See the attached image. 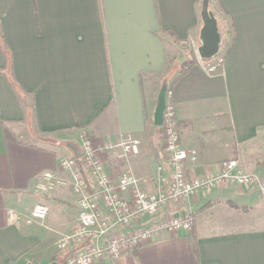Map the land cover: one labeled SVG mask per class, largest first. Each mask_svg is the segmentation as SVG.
Instances as JSON below:
<instances>
[{"label": "crops", "instance_id": "0c3cea01", "mask_svg": "<svg viewBox=\"0 0 264 264\" xmlns=\"http://www.w3.org/2000/svg\"><path fill=\"white\" fill-rule=\"evenodd\" d=\"M216 2L236 34L222 66L211 75L196 64L172 88L181 145L197 152L186 173L215 175L237 160L264 175L262 159L252 171L240 163L264 131V0ZM198 4L0 0V264H64L67 254L56 244L78 223L74 195L70 188L43 195L34 186L45 172L70 179L60 161L80 157L83 134L113 182L129 168L153 192L169 177L153 107L159 87L176 77L165 82L170 56L185 51L183 63L190 42L199 45ZM127 137L139 142L127 160L119 149H102ZM73 138L78 147L54 142ZM36 204L49 209L42 223L8 221V210L27 214ZM189 212L190 232H163L92 264H264V203L255 188L194 194L156 216Z\"/></svg>", "mask_w": 264, "mask_h": 264}, {"label": "built area", "instance_id": "2783aa9c", "mask_svg": "<svg viewBox=\"0 0 264 264\" xmlns=\"http://www.w3.org/2000/svg\"><path fill=\"white\" fill-rule=\"evenodd\" d=\"M190 45L197 54L198 46L193 41ZM223 61V56L217 55L200 66L212 75ZM162 119L163 152L170 163V175L163 178L155 191H145L129 168L113 182L86 134L81 136L79 161L69 158L60 162L69 180L45 172L35 183L34 190L43 195L58 188H70L74 195L78 223L56 244L58 250L67 254L64 264H92L106 257L115 259L128 250L154 241L163 232H190L194 220L190 212L162 217L156 214L168 203H181L194 194L209 195L214 189L237 185L255 188L264 202V175L246 172L237 160L222 163L220 172L215 175L188 178L186 162L195 161L197 152L181 145L172 91L166 92ZM102 149H119L121 158L127 160L130 155L138 154L139 142L130 137L121 138L117 143L105 142ZM48 213L46 205L36 204L27 214L10 209L7 218L12 224L32 225L42 223Z\"/></svg>", "mask_w": 264, "mask_h": 264}, {"label": "water", "instance_id": "95a60500", "mask_svg": "<svg viewBox=\"0 0 264 264\" xmlns=\"http://www.w3.org/2000/svg\"><path fill=\"white\" fill-rule=\"evenodd\" d=\"M210 0H201L200 20L201 27L199 29V45L197 47V54L201 60H210L219 52L221 42L220 33L213 13L209 9ZM167 85L163 84L156 98V106L152 115V123L155 127L162 126L163 111L166 103ZM27 264H33L31 262ZM50 264H58L52 262Z\"/></svg>", "mask_w": 264, "mask_h": 264}, {"label": "rangeland", "instance_id": "374dc122", "mask_svg": "<svg viewBox=\"0 0 264 264\" xmlns=\"http://www.w3.org/2000/svg\"><path fill=\"white\" fill-rule=\"evenodd\" d=\"M195 44H197V43H195ZM182 52H185V51H182ZM182 52L177 51L176 53L173 54V55H175L174 57L170 56V60L168 61V65H167L168 66L167 71H169V72H168V74L166 76V81L165 82L170 83L173 80V78L175 76H177V74L179 73L180 64H182L180 61L183 58V53ZM192 52H194V49L192 50ZM180 53H181V55H180ZM193 54L196 57L197 64L204 63L203 61H207V60H201L198 57V54H195V52ZM184 56H185L184 59L188 58V54L187 53ZM210 60L211 61L214 60V57L212 59H210ZM160 87H159V89L157 91V94H158V92L160 90ZM157 94H156V98H157ZM155 106H156V101L154 103L153 111H154ZM77 139L78 138H73V139H70V141H66V140L65 141H63V140H59L58 141L57 140V141H54V142L56 144H58L60 147H64V148H66V145L69 142L74 143V145H76L78 147L80 141H78ZM79 140H80V138H79ZM55 143H53V145ZM258 159H262V161H264V131L261 132V134L259 135V138L257 139V141H255L253 144H251L249 147H247L245 149V151L242 153V160L240 161V163L247 170L252 171L253 170V166H254L255 162ZM258 202H261V201H257V203Z\"/></svg>", "mask_w": 264, "mask_h": 264}, {"label": "trees", "instance_id": "16d2710c", "mask_svg": "<svg viewBox=\"0 0 264 264\" xmlns=\"http://www.w3.org/2000/svg\"><path fill=\"white\" fill-rule=\"evenodd\" d=\"M198 3H199L198 4V11L200 13L201 0H198ZM209 9L213 13V15L216 19L218 31H219L220 37H221L218 55H222L223 58H225V56L227 55V53H228V51L232 45V42L235 39L236 34H235V31L232 29L230 17L228 16V14L223 9L220 8V5L216 2V0H210L209 1ZM210 61L211 60H207V61H203V62L208 63ZM196 64H197L196 57L193 54V52L191 51V57L188 58L187 60H185L181 64L179 74L175 77L173 82L167 87V91H172L174 84L182 76H184L191 69V67H193ZM11 85L14 87L13 84H11ZM157 128H161V127H157ZM73 158L76 159L77 161H79V159H80L79 156H75Z\"/></svg>", "mask_w": 264, "mask_h": 264}]
</instances>
